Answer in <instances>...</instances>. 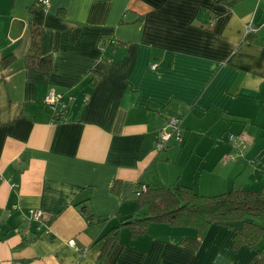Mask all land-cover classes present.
Returning a JSON list of instances; mask_svg holds the SVG:
<instances>
[{
    "label": "crops",
    "instance_id": "1",
    "mask_svg": "<svg viewBox=\"0 0 264 264\" xmlns=\"http://www.w3.org/2000/svg\"><path fill=\"white\" fill-rule=\"evenodd\" d=\"M31 23L41 28L48 71L23 68ZM5 56L0 264L249 261L254 249L234 250L233 229L215 224L202 238L192 227L163 223L134 238L122 227L101 261L97 239L136 210L137 184H181L204 195L235 187L217 168L229 154L211 163L178 147L183 137L162 152L154 147L169 117L244 119L264 101V0H50L48 7L0 0ZM51 89L66 105L58 106L59 120L45 103ZM81 205L103 221H87ZM29 209L42 212L38 222Z\"/></svg>",
    "mask_w": 264,
    "mask_h": 264
},
{
    "label": "trees",
    "instance_id": "2",
    "mask_svg": "<svg viewBox=\"0 0 264 264\" xmlns=\"http://www.w3.org/2000/svg\"><path fill=\"white\" fill-rule=\"evenodd\" d=\"M29 28L30 46L23 60V68L48 71L52 61L50 55L40 54L41 28L33 23ZM101 40L104 42L107 40V45L112 44L105 37ZM9 59L10 56H5L0 62L5 63ZM96 80L97 76H91L87 83L94 85ZM53 117L54 120H59L61 115L54 114ZM177 118L181 121L180 117ZM142 185L137 184L134 191ZM144 186L145 189L139 190V195L135 197L136 210L119 219L116 225L108 228L97 239V242H102L98 256L100 261L113 250L122 227L128 228L130 236L134 238L146 233L150 223H163L173 227H192L201 238L212 224L231 227L233 229L231 246L234 250L241 246L254 249L252 257L246 264H264V243L258 246L264 236V187L253 190L234 187L216 195H204L181 184ZM80 211L89 222L103 221L96 220L92 212L86 210L85 205H81Z\"/></svg>",
    "mask_w": 264,
    "mask_h": 264
},
{
    "label": "rangeland",
    "instance_id": "3",
    "mask_svg": "<svg viewBox=\"0 0 264 264\" xmlns=\"http://www.w3.org/2000/svg\"><path fill=\"white\" fill-rule=\"evenodd\" d=\"M252 107L251 116L244 119L213 120L207 116H184L180 121V131L183 143L178 145L186 152L199 151L211 163L218 158L229 154L223 163L217 165L218 169L224 168L231 180L224 182L235 187L245 189H259L264 187V101L261 100ZM242 111H247L242 108ZM242 134L245 147L238 146L236 140H229V136ZM178 147H174L178 150ZM231 162V163H230ZM234 167V168H233ZM174 171L173 168H171ZM171 175L174 173H170ZM264 243V236L258 243Z\"/></svg>",
    "mask_w": 264,
    "mask_h": 264
},
{
    "label": "built area",
    "instance_id": "4",
    "mask_svg": "<svg viewBox=\"0 0 264 264\" xmlns=\"http://www.w3.org/2000/svg\"><path fill=\"white\" fill-rule=\"evenodd\" d=\"M37 5H42L43 7H48L50 4V0H35ZM252 31V28L248 26L246 28V35H248ZM151 68H155L156 64L153 63ZM4 74L0 72V79L4 78ZM62 95L60 93H56L54 90H49L46 98L45 103L53 110L54 114H59L58 106L62 104ZM69 100H73L72 97ZM87 99H84V103H86ZM66 106L63 103V107ZM180 120L175 117H169L166 119L164 125L159 129L156 135V142H155V151L157 153L166 150L171 144H178L182 142V134L180 131ZM229 140H236L238 142V146L241 148L245 147L244 137L242 134L237 135L236 137L233 135L229 136ZM145 186L142 185L139 189L134 191V195H139V190H144ZM29 219L35 222H38L41 219L42 212L40 210L29 209L28 210ZM70 245H74L73 240L68 241Z\"/></svg>",
    "mask_w": 264,
    "mask_h": 264
}]
</instances>
